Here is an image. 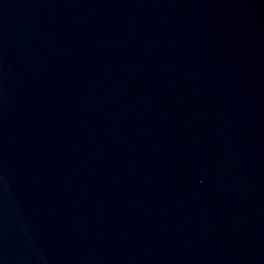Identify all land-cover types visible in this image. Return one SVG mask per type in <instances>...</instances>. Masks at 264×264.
Wrapping results in <instances>:
<instances>
[{
    "label": "water",
    "instance_id": "1",
    "mask_svg": "<svg viewBox=\"0 0 264 264\" xmlns=\"http://www.w3.org/2000/svg\"><path fill=\"white\" fill-rule=\"evenodd\" d=\"M0 264H264V0H0Z\"/></svg>",
    "mask_w": 264,
    "mask_h": 264
}]
</instances>
